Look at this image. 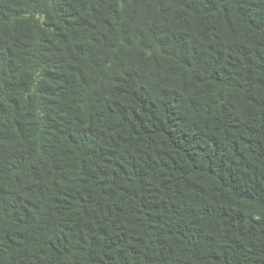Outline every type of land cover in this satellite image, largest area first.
<instances>
[{"label": "trees", "instance_id": "1", "mask_svg": "<svg viewBox=\"0 0 264 264\" xmlns=\"http://www.w3.org/2000/svg\"><path fill=\"white\" fill-rule=\"evenodd\" d=\"M0 264H264V0H0Z\"/></svg>", "mask_w": 264, "mask_h": 264}]
</instances>
